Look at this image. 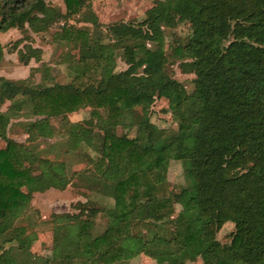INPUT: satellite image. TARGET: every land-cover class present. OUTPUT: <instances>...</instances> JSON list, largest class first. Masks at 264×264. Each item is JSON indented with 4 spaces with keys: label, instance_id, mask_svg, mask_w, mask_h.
I'll return each instance as SVG.
<instances>
[{
    "label": "trees",
    "instance_id": "16d2710c",
    "mask_svg": "<svg viewBox=\"0 0 264 264\" xmlns=\"http://www.w3.org/2000/svg\"><path fill=\"white\" fill-rule=\"evenodd\" d=\"M63 2L61 14L42 0H13L0 9V33L23 24L34 34L45 32L57 19L79 14L84 4ZM177 18L193 30L184 44L167 45V51L160 43L156 49L124 44L149 39L128 24L110 26L112 43L103 45L90 40L87 29L65 23L59 42L88 52L70 84L26 88L0 77V106L25 96L32 118L23 125L24 142L17 143L7 137L9 119L0 113V264H121L138 254L167 264L198 256L202 264H264V0H165L148 10L142 24L155 32ZM100 47L109 50L100 53ZM139 48L144 53L136 58ZM115 49L122 50L127 69L112 74ZM177 62L194 74L189 94L163 72ZM154 98L167 101L176 123L169 138L139 122L133 138L114 133L125 114L145 110ZM81 109H89L88 119L71 121ZM72 138L98 156L89 175L112 187L118 215L104 211L105 229L97 236L91 226L100 212L93 208L87 217L52 215L46 223L49 249L39 253L30 249L36 237L30 239L18 222L34 193L64 189L70 180L61 162L38 155L39 145ZM170 160L182 163L189 184L161 198L157 187ZM150 205L152 217L145 210ZM175 207L181 210L172 220V237H153L140 249L125 245L135 215L158 221ZM225 222L233 224V233L221 245L213 234Z\"/></svg>",
    "mask_w": 264,
    "mask_h": 264
},
{
    "label": "rangeland",
    "instance_id": "374dc122",
    "mask_svg": "<svg viewBox=\"0 0 264 264\" xmlns=\"http://www.w3.org/2000/svg\"><path fill=\"white\" fill-rule=\"evenodd\" d=\"M11 1L13 0H0V9L11 7ZM42 1L45 5L58 10L61 14L65 13L63 0ZM162 1L165 0H84L79 14L68 18L66 22L62 18L57 19L45 32L34 34L27 24H23L21 28L8 29L0 33V47L2 49L0 77L9 82H18L26 88L70 84L74 76L80 73L81 60L88 56V52L59 42L58 34L61 26L65 23L76 28L87 29L90 33V40H95L103 45H111L112 38L107 37L106 32L110 26H114L117 23L128 24L133 30L139 31L140 35L146 34L149 37L144 42L127 39L124 42L126 45L139 43L146 48L156 49L160 43L162 48L166 50L167 45L184 44L193 27L183 19H175L171 26L158 25L155 32L148 29L146 24H142L147 19L148 10L157 2ZM93 25L95 26L93 27ZM226 45L227 41H222L220 44L223 47ZM108 50L109 48L100 47V53ZM135 53L137 58L143 55L144 51L139 48L135 49ZM111 62L113 66L110 68V73L112 74L120 73L127 69L123 62L121 49H115L112 52ZM163 72L171 80L179 83L187 94L192 92L194 74L187 69L183 70L179 62L166 64ZM16 77L18 79L11 80ZM28 103L27 97L17 96L13 101H4L0 106V113L9 119L6 130L7 137L12 140L14 138L21 143L26 138V136L21 135L24 131L23 125L27 126L32 121L29 115ZM88 117L89 109H81L70 120L81 122L88 119ZM122 120L124 125L117 126L114 130L117 136H126L128 138L137 136L138 128L136 124L138 122L151 125L156 133L160 131L163 137L169 138L172 132L176 130V123L172 119L168 103L162 98H154L152 104L145 110L135 108L132 113L125 114ZM51 121H54V119H51ZM95 138L97 137L95 136ZM147 139L144 136L142 140L146 142ZM52 140L53 142H61L54 145L49 144ZM52 140L45 145H39L42 150L38 152V155L46 157L52 162H61L70 180L64 189L49 188L41 193H34L29 202V210L24 218L18 222L19 225L24 227L30 239L36 237L35 242L31 243L30 249L37 250L39 253L49 249V229L51 226L49 227V224L46 223L51 221L50 217L52 215L66 214L87 217L89 215V210L87 209L93 208L99 211L100 213L94 217L92 222V236H97L105 229L106 219L104 218V211L111 212L113 216L114 214L118 215L112 198V187L94 182L89 175L90 169L96 168L94 162L98 156L76 138L67 140V142L61 139ZM42 151L46 152L43 153ZM72 172H74V175L70 176ZM163 180L157 187V195L161 198L175 196L189 184L188 179L184 176L182 163L174 160L168 162ZM129 193L127 189L126 196ZM151 205L145 208L147 215L150 217L154 215L152 214L153 205ZM81 206L83 208H80ZM173 209L174 211L171 215L158 221L150 218L142 220L138 215H135L130 221L129 236L131 240H128L125 245L132 249H140L144 241H148L153 237L166 239L172 237L174 231L172 220L175 219L181 208L175 207ZM214 230L213 240L221 245H228L233 233V224L225 222ZM121 264H167V262L164 258L151 260L142 254H138ZM186 264H202V258L198 256L194 261Z\"/></svg>",
    "mask_w": 264,
    "mask_h": 264
},
{
    "label": "crops",
    "instance_id": "0c3cea01",
    "mask_svg": "<svg viewBox=\"0 0 264 264\" xmlns=\"http://www.w3.org/2000/svg\"><path fill=\"white\" fill-rule=\"evenodd\" d=\"M16 79H18V77H16L15 79L12 78L11 80H16ZM8 80H9V79H8ZM74 115H75V114H74ZM72 116H73V115H72ZM21 135L25 137L24 134H21ZM13 140H16V139L13 138ZM23 141H24V140H23ZM15 142H17V143H21L20 141H17V140H16ZM42 152L45 153L46 151H42ZM38 246H39V245H38ZM44 251H45V250L41 251V253L44 252Z\"/></svg>",
    "mask_w": 264,
    "mask_h": 264
}]
</instances>
